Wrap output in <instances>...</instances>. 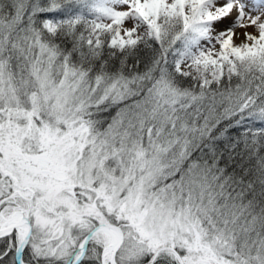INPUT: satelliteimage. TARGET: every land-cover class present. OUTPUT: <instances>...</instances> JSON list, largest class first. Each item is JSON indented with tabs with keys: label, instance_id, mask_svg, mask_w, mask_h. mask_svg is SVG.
I'll use <instances>...</instances> for the list:
<instances>
[{
	"label": "snow or ice",
	"instance_id": "snow-or-ice-1",
	"mask_svg": "<svg viewBox=\"0 0 264 264\" xmlns=\"http://www.w3.org/2000/svg\"><path fill=\"white\" fill-rule=\"evenodd\" d=\"M0 264H264V0H0Z\"/></svg>",
	"mask_w": 264,
	"mask_h": 264
}]
</instances>
